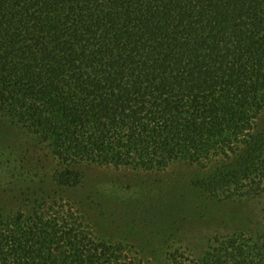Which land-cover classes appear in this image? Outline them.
<instances>
[{
  "label": "trees",
  "instance_id": "16d2710c",
  "mask_svg": "<svg viewBox=\"0 0 264 264\" xmlns=\"http://www.w3.org/2000/svg\"><path fill=\"white\" fill-rule=\"evenodd\" d=\"M263 112L264 0H0V115L54 163L35 171L28 210L0 211V264H150L84 202L168 240L198 199L264 197ZM180 161L197 167L183 192L138 213L69 194L90 165ZM158 264H264V226L216 234L199 255L167 245Z\"/></svg>",
  "mask_w": 264,
  "mask_h": 264
},
{
  "label": "rangeland",
  "instance_id": "374dc122",
  "mask_svg": "<svg viewBox=\"0 0 264 264\" xmlns=\"http://www.w3.org/2000/svg\"><path fill=\"white\" fill-rule=\"evenodd\" d=\"M259 126L264 128V112ZM53 167L51 154L46 147L15 120L0 115V211L28 210L30 204L26 199L35 171L46 175ZM196 172V166L184 161L175 162L162 171L90 165L85 168L84 187L76 193L69 190V194L79 201L83 192L91 193L94 198L113 195L122 203L120 209L125 213L130 211V207L136 208L138 213L157 199L171 198L172 193L178 190L182 193L183 186L191 181ZM167 191L170 194L166 195ZM84 203L100 231L138 243L141 257L150 264H158L160 252L167 245L199 255L216 234L238 231L253 233L264 226V197L235 202L198 199L191 209L180 215L168 240L164 235L153 233L151 224L146 221L130 225L124 220L114 224L105 219L107 223H104L105 220L96 218V210L87 206L89 202Z\"/></svg>",
  "mask_w": 264,
  "mask_h": 264
}]
</instances>
